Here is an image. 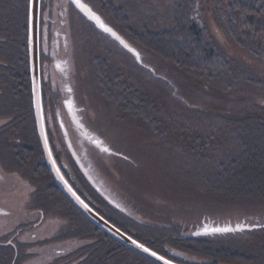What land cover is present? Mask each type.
Returning <instances> with one entry per match:
<instances>
[{
  "label": "rangeland",
  "instance_id": "obj_1",
  "mask_svg": "<svg viewBox=\"0 0 264 264\" xmlns=\"http://www.w3.org/2000/svg\"><path fill=\"white\" fill-rule=\"evenodd\" d=\"M91 1L98 6H103L106 16L111 21L114 20L112 22L115 25L118 23L113 14L109 12L121 6L124 8V11L120 13L121 19L127 16L129 25L133 19L146 21L150 24L155 20L157 26L161 27L169 25V21L166 22V19L171 16L174 2V0ZM108 1L112 4L110 11V7L105 6V2ZM233 1L193 0L186 12L187 18L205 28L204 33L212 39L215 47L223 52L225 58L233 61V72L238 76L232 72L229 74L230 77L226 76L227 71H224L215 81H210L200 77V73L194 70L184 69L179 72V75L175 73L177 76L175 77V74L172 73V75L166 67L161 65L155 74L163 75L166 79L162 82L165 84L155 80L145 82L157 83L158 88L155 92L158 103L154 114L163 121L157 126V130H155L157 133L152 132V138H148L146 133L149 131L141 121L135 120L133 115L127 118L128 116L123 113L124 111L118 103L95 86L93 79L92 84L84 80L81 55L84 56L86 63H90L92 77L96 74L95 59L97 56L103 59H100V63L103 68L105 67L108 76H113L116 73L115 68L111 67L113 61L117 62V58L109 50H107L109 57L101 55L103 48L100 47L99 38L95 37L93 33L86 34L83 42L75 28L73 38L75 37L77 66L74 65V51L71 48L72 41L69 40L72 34L67 19L68 5L64 0H54L52 12L54 20H56L54 32L57 30V39L61 44L63 42L62 34L66 33L65 44L67 46L65 52L62 46L60 49H56L54 45L55 53L60 58L67 56L69 59L67 69L74 73V76H70L69 81L73 84V96L77 100V106L78 104L83 106V112L80 114L82 121L88 129L100 136L104 143L114 150L115 154L100 152L78 135L75 128L71 126L64 109L59 106L65 99V96L60 93L61 90L56 92L60 95V101L58 100L60 109H57L55 114L57 115L61 111L60 114L68 128L71 141L73 145H76L92 175L101 181L105 190L109 191L114 200L127 209V213L144 224H153L160 228L179 227L184 233H190L194 230L195 225H201L203 221L229 224L244 222L250 225L261 224L264 221V198L251 199L215 195L208 186H204L200 174V172L203 174L207 159H204L206 162L204 160H198L196 164L192 162L194 152L192 153L191 144L194 143V140L202 138L205 139L204 142L212 143L215 148L221 147L224 142V135L221 131L228 124L223 123L225 119L248 112L252 105H264V57L255 56L254 50L248 51L239 44V39H244L253 44L261 42L263 45L264 28H260L264 25L263 18L248 19L249 17L238 10L236 11V33L233 30L227 31L226 8ZM242 1L252 3L255 0ZM132 7L137 10L136 15L133 13ZM60 20L63 25L60 24ZM94 40L99 42L96 43ZM55 41L54 37V44ZM111 47L115 51L118 49L114 44ZM143 55L145 54L143 53ZM145 56L156 70L159 65L155 62V57L150 59L149 54ZM127 58L131 61L130 57L127 56ZM113 65L115 66V63ZM165 65L170 64L165 63ZM141 72L143 71L138 70L136 74L144 80L143 78H147V75ZM52 75L54 79L61 78L60 74L55 71ZM63 89L65 88L63 87ZM147 91L149 94L153 92L151 89ZM262 114L264 115V111ZM147 121L150 120L147 119ZM210 122L213 125H210ZM218 127L221 131H216ZM202 145L204 146L202 143L197 144L198 147ZM203 148L207 151L206 153H210L208 144H205ZM196 149L197 147L195 151ZM221 150L222 147L218 148V155L221 154ZM13 175L10 179L8 177L0 179V207L3 206L10 211V214L0 213V235L12 228L19 227H25L23 229L26 231L20 235V238L27 240L33 239V237L30 238V230L36 234L35 239L66 234L69 228L67 224L69 223L70 226L72 221L56 208L53 211L45 212L44 210V216L39 225L26 226L36 219L38 216L36 212L39 211L33 210L35 207H33L30 193L32 188L18 173ZM3 193L10 195L8 197L11 198L5 196V199H2ZM21 208L22 210H20ZM29 209H32L31 215L36 214V216L27 215L28 211L26 210ZM24 215L30 218H25ZM249 233L250 231H243L238 234L210 237L207 240L221 241L226 244H230L232 241L243 243L250 237L246 236ZM254 235L256 238L251 236L255 238L254 242L262 245L263 242L260 244V241L263 236L255 233ZM6 237L0 236V242H3ZM247 247L245 250L251 252Z\"/></svg>",
  "mask_w": 264,
  "mask_h": 264
},
{
  "label": "trees",
  "instance_id": "obj_2",
  "mask_svg": "<svg viewBox=\"0 0 264 264\" xmlns=\"http://www.w3.org/2000/svg\"><path fill=\"white\" fill-rule=\"evenodd\" d=\"M191 1L193 0H174L171 16L166 19L169 25L164 27L157 26L155 20L150 24L133 19L129 25L127 16L121 19L120 13L124 11L123 7L112 9L109 1L105 2V6L110 7L109 11L113 10L109 13L113 14L118 23L116 26L127 38L145 55L149 54L150 59L155 57V62L159 65L156 71L161 65L171 74L179 75L184 69L194 70L200 73V77L210 81H215L224 71H227L226 76L231 72L238 76L233 72V61L226 59L223 52L215 47L212 39L204 33L205 28L187 18L186 10L189 9ZM238 10L249 17L248 19L256 17L257 20L261 17L264 22V1L255 0L248 3L234 0L226 8L227 31L233 30L236 33ZM4 11L5 71L2 81L5 93L0 105L2 106L0 114L5 115L6 124L1 131L5 135V150L0 151V161L6 169L18 173L32 188L33 207L41 208L43 212L53 211L56 208L62 215L71 219L72 224L70 226L69 223L67 224L69 227L67 233L54 237L55 240L83 239V245L75 253L56 258L51 264H156L98 228L56 185L44 161L32 108L27 53V0L7 2L4 0ZM132 11L135 15L138 13L134 7ZM260 28H264V25ZM239 41L244 49L251 52L254 50L255 56L264 57V42L261 45V42L253 44L244 39ZM101 55L109 57L104 50ZM114 55L117 62L113 61L115 66L113 62L112 67L110 66L116 70L113 76L107 75L105 67L103 68L100 63L101 57H96V74L92 77L94 83L99 85L101 92H106L118 103L127 118L133 115L134 119L144 122L149 133H157L155 131L157 126L163 123L154 114L158 103L155 92L158 88L157 83L149 84V82L145 83L148 81L147 78L140 79L136 74L138 70L147 73L141 72L144 75L151 73L138 66L133 60L129 61L126 53L115 51ZM145 58L149 61L147 56ZM163 61L170 65L166 66ZM153 80L162 82V79L157 77H153ZM147 87L153 92L149 94ZM134 108V111L128 112ZM263 111L264 105H252L248 112L224 120L223 123H228L224 130L221 131L220 127L216 129L224 135L220 155L217 150L221 147L215 148L209 141L204 142L205 139H196L191 144L192 153L194 152L192 162L196 164L198 160L208 161L204 166L203 174L202 172L200 174L204 186H208L215 195L264 198ZM211 124L213 125L212 122ZM10 134L18 136L17 141L11 140ZM199 143L204 146L208 144L210 153H206L203 145L198 147ZM67 157L72 164L82 197L111 223L156 252L182 264H264V227L250 231L246 235L255 237V233L263 236L260 241V244L262 242L263 244L258 245V242H254L256 237H248L243 243L232 241L226 244L194 237L190 233H184L179 227L160 228L153 224H144L110 205L85 180L68 152ZM23 246L24 244L20 243L13 248L7 243L0 242V264H23L25 259ZM246 247L251 252L246 251Z\"/></svg>",
  "mask_w": 264,
  "mask_h": 264
},
{
  "label": "flooded vegetation",
  "instance_id": "obj_3",
  "mask_svg": "<svg viewBox=\"0 0 264 264\" xmlns=\"http://www.w3.org/2000/svg\"><path fill=\"white\" fill-rule=\"evenodd\" d=\"M64 1L68 5V8H67V17L68 18L67 19H68L69 27H70L71 34H72V37H70L69 40L72 41L71 42V48L74 51L73 52V63H74V65H76V56H75V47H76L75 45L76 44L74 42L75 37L73 38L75 28H77V34H78L79 38L82 37L83 42H84V38H85L86 34L93 33V35L95 37L99 38L98 40L101 42L100 47L103 46V50L105 52H107V50H109L114 55L115 50L112 49L111 45L114 44L116 46V44L108 41L107 38L102 37L101 34L98 33L97 30H95V28L89 22H87V20L76 10V8L72 5V3L69 0H64ZM84 1L87 2L88 4H90L91 7L93 9H95V11L100 13L102 15V17L105 20H107L113 27H115L116 29L119 30V28L109 19V17L106 16L107 15L106 10L103 6H98L91 0H84ZM53 4H54V0H41L40 77H41V88H42L44 125H45V131H46L49 147L51 149V152H52L58 166L60 167L64 176L74 186H76L77 178L75 176L72 164L70 163V160L67 157V149L64 145V142L62 141V139H59V136L61 138H62V136L56 127L57 123H56V120L54 118L56 110L60 109V108H58V105H59L58 100L60 98V95L56 94V92H58L56 90V87L50 83L51 82L50 79H51V75H52V68H54L53 70L56 73L60 74L62 81L64 82V83L62 82V84H60V86L65 88L64 90L66 91V93H69V91H68L69 89H71V91L73 93V88H72L73 84L69 81V79H70L71 75L74 76V73L71 71H68V69H67V67L69 65L68 64V62H69L68 57L64 56L63 58H60L55 53L54 45H55L56 49H60L62 46V48H63V50H65V52L67 51V46L65 44V34L66 33L62 34V38H63L64 43L62 42V44H61V42H59L57 39V36H58L57 30H56V32H54V30L56 29L55 28L56 20H54L55 17H53V14H52ZM47 9L49 12L47 11ZM60 12H59V18L61 19V13ZM45 17H46V19H45ZM59 22H61L60 24L63 25L62 20H60ZM4 26H5L4 0H0V105H2V100L4 97V93H5L4 82L2 81V77H3L4 71H5V69H4L5 68ZM53 32H54V34H53ZM54 37L56 40L55 44L53 42ZM99 41L94 40V42H96V43ZM83 45H84V43H83ZM120 56H122V55H120ZM83 57L84 56L81 55L80 58L83 60L84 80H86L87 83L89 81V83L92 84V78H91L92 72L90 69V63L89 64L86 63V61L84 60ZM54 59L57 61L58 60L63 61V63L61 64L62 66H60V68H61L60 70L56 69V67H55L56 61H54ZM53 61H54V64H53ZM77 72H80V71L77 70ZM153 77L155 78V75L149 74V75H147V80H153ZM70 85H72V87ZM95 86L99 89V85L97 83H95ZM67 87L69 89H67ZM1 107L2 106H0V111L2 110ZM77 107L80 110V114H81V112H83V106H80L78 104ZM135 120H138V119H135ZM138 121H141L142 124H144V122L142 120H138ZM5 124H6V117H5V115L0 114V137H3L0 139V151L5 150V143H4L5 142V135L1 133V131L5 127ZM70 124H71V126H73L71 121H70ZM73 128H74V126H73ZM55 132H56V134H55ZM151 133L152 132L146 133L148 138L149 137L152 138ZM153 136H154V134H153ZM9 137L13 141H17V139H18V136L12 135V134H10ZM40 147H41V145H40ZM41 150H42V148H41ZM13 174H16V173L11 171L10 169H6V166L0 161V179H6V177H8V179H10V178H12V176H14ZM30 193H32V190ZM31 195H32V199H33V193ZM5 196H7V198H11V197H8L10 195H7V194L4 195V193H3L2 199H5ZM20 210H22V208ZM33 210L39 211V212H36V214H38V216L36 217V219H34L32 221V223L29 222L26 226L39 225L43 219L44 215H43V211L41 208L35 207ZM26 211H28L27 215H29L30 217L36 216V214L31 215L33 213L32 209H29ZM0 213L10 214V211L8 209H5L2 206V207H0ZM27 215H24L25 218H30V217H27ZM23 228H25V227L12 228L11 230L3 232V235H0V236H7L6 239L3 241V243L9 244V245L13 246V248L18 246V244H20V243L24 244L23 248H24V255H25L24 258L25 259L23 260V264H51L54 262V260L56 258H60V257L66 256V255L68 256L72 253H75L79 249V247L83 245V239H81V238H78L75 240H73V239H71V240L70 239L55 240L54 237H57V235H56V236H52V237H45L42 239H40V238L35 239L36 234L34 233V231L32 232L31 230H30V238L33 237V239H28V240L27 239H21L20 235L26 231ZM44 241H47V242L44 243Z\"/></svg>",
  "mask_w": 264,
  "mask_h": 264
},
{
  "label": "water",
  "instance_id": "obj_4",
  "mask_svg": "<svg viewBox=\"0 0 264 264\" xmlns=\"http://www.w3.org/2000/svg\"><path fill=\"white\" fill-rule=\"evenodd\" d=\"M72 5L76 8L78 12H80L86 20L93 24V26L100 31L101 33L105 34L108 38L114 41L119 47H121L125 52L130 54L135 62H137L140 66L153 71V68L146 64L142 60L141 52L129 41L127 40L122 34H120L116 29H114L111 25H109L93 8L87 4L84 0H78L79 4L85 5V8H81L78 6L76 0H69ZM40 4L41 0H28V37H27V47H28V57H29V75H30V83H31V96H32V107L34 112V119L36 125V131L39 138V142L42 148L43 156L45 163L55 180L57 186L60 190L67 196V198L74 204L76 208H78L92 223H94L98 228L104 231L106 234L110 235L123 245L129 247L133 251L149 258L150 260L156 262L157 264H166V262L170 261L171 264H181L168 257L156 252L145 243L137 240L133 236L129 235L128 233L124 232L113 223L108 221L104 218L101 214H99L96 210H94L80 195L79 193L73 188V186L69 183L66 179L62 171L60 170L57 162L55 161L51 149L48 144L45 145V137L46 131L44 126V118H43V111H42V95H41V80H40V59H39V40H40ZM94 14L96 17H99L100 21L103 22L108 28L112 30V32L116 33L115 36L112 35L111 32H106L103 28L99 26V23L96 19L92 17ZM119 37V39H117ZM121 40L124 43H121ZM127 45V47H125ZM63 61L56 60L55 67L56 69H61L60 66ZM60 76V75H59ZM61 79V78H60ZM58 77L55 78L62 84V79L60 80ZM64 83V82H63ZM72 87V85H70ZM62 87V86H61ZM63 88V87H62ZM67 89H69L67 87ZM69 91V90H68ZM70 102V106L69 103ZM63 106L67 115L72 122L73 126L75 127L78 135L84 139L88 144L92 145L93 147L97 148L100 152H104L107 154L112 153L111 148L104 143L103 139L96 134L89 131L86 125L82 122L81 116L78 113V108L76 106L73 93L69 91L68 97L63 100ZM58 123L64 138V141L67 145L71 156L76 163L77 167L79 168L80 172L83 174L85 179L88 183L98 192L110 205L114 206L118 210L122 211L126 215L132 217L130 213H127V209L121 206L116 200L112 198L109 194V191L105 190L101 181L96 179L89 167L85 164L81 154L75 149L72 144V141L69 136V132L61 120V117L58 116ZM107 149V150H105ZM51 152V156L49 155ZM55 161V164H53ZM264 224H246V223H235V224H213V223H203L200 227L194 230L191 235L192 236H201V235H214V234H223V233H233V232H240L243 230H252L256 228L263 227ZM213 229H229L228 231H213ZM139 245H143L140 247ZM148 249V251H145ZM155 252L156 255H152ZM163 257V259H160Z\"/></svg>",
  "mask_w": 264,
  "mask_h": 264
},
{
  "label": "snow or ice",
  "instance_id": "obj_5",
  "mask_svg": "<svg viewBox=\"0 0 264 264\" xmlns=\"http://www.w3.org/2000/svg\"><path fill=\"white\" fill-rule=\"evenodd\" d=\"M32 2V0H30V3ZM76 2L78 3V0H76ZM78 6L81 7V8H85V5L83 4H79L78 3ZM92 17L94 19L97 20V22L99 23V26L101 28H103L106 32H111L113 36L116 35V33L112 32V30L110 28H108L106 25L103 24V22L100 21L99 17H96L94 14H92ZM117 39H119V37H117ZM121 43H124L122 40H121ZM125 47H127V45H125ZM69 91H71V89H69ZM69 103V106H70V102H67ZM45 145L47 146V137H45ZM107 150V149H105ZM49 155L51 156V152H49ZM53 164H55V161H53ZM229 229H213V231H228ZM140 247H143V245H139ZM145 251H148V249H145ZM152 255H156L155 252L152 253ZM160 259H163V257H160ZM166 264H171L170 261L166 262Z\"/></svg>",
  "mask_w": 264,
  "mask_h": 264
},
{
  "label": "bare ground",
  "instance_id": "obj_6",
  "mask_svg": "<svg viewBox=\"0 0 264 264\" xmlns=\"http://www.w3.org/2000/svg\"><path fill=\"white\" fill-rule=\"evenodd\" d=\"M127 110V109H126ZM135 110V108L134 109H131V110H129L128 112H132V111H134Z\"/></svg>",
  "mask_w": 264,
  "mask_h": 264
}]
</instances>
